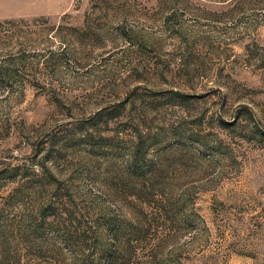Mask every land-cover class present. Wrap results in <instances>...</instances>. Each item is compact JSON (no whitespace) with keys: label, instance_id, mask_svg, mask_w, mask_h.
Returning a JSON list of instances; mask_svg holds the SVG:
<instances>
[{"label":"rangeland","instance_id":"1","mask_svg":"<svg viewBox=\"0 0 264 264\" xmlns=\"http://www.w3.org/2000/svg\"><path fill=\"white\" fill-rule=\"evenodd\" d=\"M0 264H264V0H0Z\"/></svg>","mask_w":264,"mask_h":264}]
</instances>
